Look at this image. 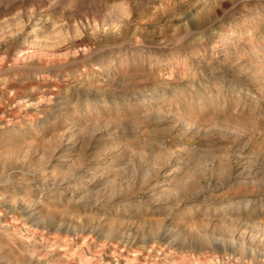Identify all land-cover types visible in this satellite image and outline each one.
Segmentation results:
<instances>
[{"label":"clouds","instance_id":"obj_1","mask_svg":"<svg viewBox=\"0 0 264 264\" xmlns=\"http://www.w3.org/2000/svg\"><path fill=\"white\" fill-rule=\"evenodd\" d=\"M0 264H264V0H0Z\"/></svg>","mask_w":264,"mask_h":264}]
</instances>
